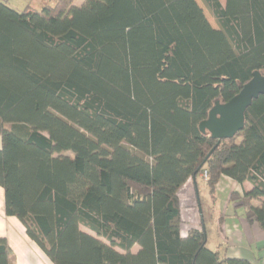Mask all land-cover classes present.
Masks as SVG:
<instances>
[{"label":"trees","instance_id":"obj_1","mask_svg":"<svg viewBox=\"0 0 264 264\" xmlns=\"http://www.w3.org/2000/svg\"><path fill=\"white\" fill-rule=\"evenodd\" d=\"M75 1H0L7 216L53 264H251L208 248L204 213L183 236L180 192L248 182L230 201L264 232V95L234 138L199 128L264 75V0H203L219 29L196 0Z\"/></svg>","mask_w":264,"mask_h":264},{"label":"crops","instance_id":"obj_2","mask_svg":"<svg viewBox=\"0 0 264 264\" xmlns=\"http://www.w3.org/2000/svg\"><path fill=\"white\" fill-rule=\"evenodd\" d=\"M200 184H204L208 188L202 175L198 177L196 181L190 180L180 192V197L181 193L185 195V207L187 208L186 217L188 218L187 221H184V214L182 210L183 236H186L190 229L201 228L203 209L202 204L200 203ZM252 188V185L248 182L240 185L233 179L223 176L217 186L216 198L221 194L224 200H228L229 202L232 193L236 192L242 195L243 193L250 191ZM210 197L211 202L214 203L212 207H209L211 212L215 210L218 198L214 202L211 194ZM259 202H264V199L257 201L256 205L259 204ZM230 205H232L231 201L230 203H226L225 212L223 214H221V212L220 215L216 217V223L218 225L223 224V232L226 240L219 238V241L214 244V248L211 249L209 248L210 238L208 236V248L210 250H215L222 244V248L220 250L227 257L245 259L251 264H264V232L261 229V231L255 229L254 226H257L255 224L246 222V225L243 221L241 222V220L239 221V219H237L238 205H232L233 211L231 214L227 213ZM257 227L259 228V226ZM0 239H5L12 250L11 264H53L41 248L27 235L22 222L16 217L7 216L5 212V192L1 186ZM138 250L139 248H136L135 252Z\"/></svg>","mask_w":264,"mask_h":264},{"label":"water","instance_id":"obj_3","mask_svg":"<svg viewBox=\"0 0 264 264\" xmlns=\"http://www.w3.org/2000/svg\"><path fill=\"white\" fill-rule=\"evenodd\" d=\"M264 95V75L256 72L241 92L228 103L216 102L208 118L200 124V131L207 132L221 142L234 138L245 128V114L254 100Z\"/></svg>","mask_w":264,"mask_h":264},{"label":"rangeland","instance_id":"obj_4","mask_svg":"<svg viewBox=\"0 0 264 264\" xmlns=\"http://www.w3.org/2000/svg\"><path fill=\"white\" fill-rule=\"evenodd\" d=\"M0 1H2V2L7 1L10 8H12L14 10H18V11H23L27 7H31L37 11H41L44 7L55 6V4L59 0H0ZM85 1L86 0H76L73 5L80 7L81 5H83L85 3ZM196 1L199 4V6L204 10V13H205L208 21L210 22V24L215 29H219V26H218L215 18L213 17L212 13L209 11L207 6L204 4L203 0H196ZM222 3L225 5V1H222ZM65 155L72 156L69 153H65ZM202 177L205 180L204 174L202 175ZM205 182H206V180H205ZM199 189H200V203L202 204V209H203L204 217L206 220L208 236L210 238L209 248L213 249L214 244H216L219 241V238L225 239L224 232H223L224 231L223 224L218 225L216 223V217L218 215H220L221 212H222L221 214H223L225 212L226 203H230V201L228 202V200H224V198L221 196V194L218 195L217 196L218 202L215 205V210L210 212L209 207L210 206L212 207L214 205V203L211 202L209 190L204 184H200ZM184 196L185 195L181 193L180 199H181V207H182L183 214H184L183 219H184V221L185 220L187 221L188 220V218L186 217L187 208L185 207V197ZM260 203L261 202H259V204ZM232 205H236V204L232 203ZM232 205H230V207L227 210V213H229V214H231V212L233 211ZM245 211L246 210L244 209V207H238L237 208V219H239V221L241 220V222L243 221V223H245L247 225L246 222H248V221L246 219ZM235 217H236V215H235ZM255 225H257V224H255ZM257 226H254L255 229L261 231L260 228H258Z\"/></svg>","mask_w":264,"mask_h":264},{"label":"built area","instance_id":"obj_5","mask_svg":"<svg viewBox=\"0 0 264 264\" xmlns=\"http://www.w3.org/2000/svg\"><path fill=\"white\" fill-rule=\"evenodd\" d=\"M204 178H205V180H207V174L206 173L204 174Z\"/></svg>","mask_w":264,"mask_h":264}]
</instances>
